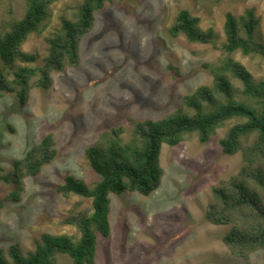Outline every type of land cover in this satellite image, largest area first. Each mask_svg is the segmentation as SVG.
Instances as JSON below:
<instances>
[{
    "label": "rangeland",
    "instance_id": "1",
    "mask_svg": "<svg viewBox=\"0 0 264 264\" xmlns=\"http://www.w3.org/2000/svg\"><path fill=\"white\" fill-rule=\"evenodd\" d=\"M82 2H54L51 25L42 34L33 33L24 48L45 55L46 37L60 28L62 17H74ZM184 8L201 18L203 29L215 30L212 42L170 34ZM248 9L255 10V39L264 45V0H111L96 13L77 66L55 71L52 85L33 88L26 105L15 93L0 95V246L20 243L31 250L44 233L80 237L78 218L91 211L92 200L67 197L58 187L68 175L90 186L100 179L86 149L104 131L124 126L129 140L136 121L162 119L181 108L184 96L211 84V68L230 55L243 62L256 81L262 80L263 55L225 50L226 14L241 17ZM25 10V0H0V24L20 19ZM244 120H228L207 143L193 133L176 146L165 144V175L150 195L113 193L112 230L109 237L99 236L97 264H264V249L250 258L233 254L224 242L232 224L217 225L206 217L216 202L214 188L241 171L244 153L258 138L255 133L244 137L236 154L223 152L221 139ZM49 133L56 140V157L38 175L26 178L20 202L8 200L14 185L2 179L3 174ZM257 158L264 166V152ZM57 264L74 263L60 254Z\"/></svg>",
    "mask_w": 264,
    "mask_h": 264
},
{
    "label": "trees",
    "instance_id": "2",
    "mask_svg": "<svg viewBox=\"0 0 264 264\" xmlns=\"http://www.w3.org/2000/svg\"><path fill=\"white\" fill-rule=\"evenodd\" d=\"M56 1L25 0L26 10L20 19L0 24V95L15 93L21 105L28 103L33 88L48 89L55 71L80 63L82 41L92 29L96 13L111 0H83L75 16L62 17L60 28L46 37L45 55L38 49L27 51L24 45L29 37L44 33L51 25ZM258 26L254 9L246 10L241 17L228 12L225 50L229 54L240 50L246 55L264 56V45L255 39ZM169 31L174 37L184 35L196 43H210L216 37L215 30L203 29L201 18L187 8L178 12ZM210 71L213 82L184 96L181 108L162 119L136 121L129 140L124 136V126L104 131L86 149L89 165L100 179L90 186L68 175L58 187L67 197L77 194L92 200L91 211L78 218L79 238L44 233L31 250H24L20 243L0 246V264H57L60 254L70 256L74 264H97L99 236L109 237L112 230L111 195L131 191L147 196L158 190L165 175L161 161L165 144L176 146L193 133L207 143L234 117L245 120L232 125L221 139L225 154L242 150L244 137L255 133L258 138L244 153L246 163L241 171L214 188L216 202L206 217L217 225L232 224L224 242L236 256L250 258L264 249V166L257 158L264 152V78L256 81L250 69L231 55ZM56 155V140L49 133L24 157L15 159L13 169L2 176L14 185L7 199L20 202L26 178L38 175ZM0 171H4L2 166Z\"/></svg>",
    "mask_w": 264,
    "mask_h": 264
}]
</instances>
